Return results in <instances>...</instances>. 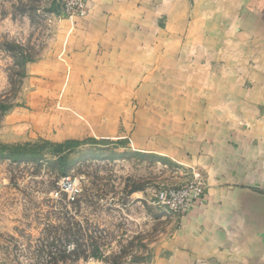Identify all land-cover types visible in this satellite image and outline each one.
<instances>
[{
    "label": "rangeland",
    "instance_id": "rangeland-1",
    "mask_svg": "<svg viewBox=\"0 0 264 264\" xmlns=\"http://www.w3.org/2000/svg\"><path fill=\"white\" fill-rule=\"evenodd\" d=\"M72 2L0 0V264H152L181 216L158 191L198 184L205 194L198 141L181 147L179 98L170 106L148 74L122 90L116 76L55 67ZM256 119L238 126L264 130Z\"/></svg>",
    "mask_w": 264,
    "mask_h": 264
},
{
    "label": "crops",
    "instance_id": "crops-1",
    "mask_svg": "<svg viewBox=\"0 0 264 264\" xmlns=\"http://www.w3.org/2000/svg\"><path fill=\"white\" fill-rule=\"evenodd\" d=\"M61 23L51 54L60 72L116 76L122 90L148 74L179 98L181 147L198 141L203 201L178 217L152 264H264V130L238 126L264 121V0H87L84 16Z\"/></svg>",
    "mask_w": 264,
    "mask_h": 264
},
{
    "label": "built area",
    "instance_id": "built-area-1",
    "mask_svg": "<svg viewBox=\"0 0 264 264\" xmlns=\"http://www.w3.org/2000/svg\"><path fill=\"white\" fill-rule=\"evenodd\" d=\"M74 7L70 8L71 15L72 16H84L86 13V3L87 0H73ZM64 182L67 184L68 188L74 192L76 191V188H74V185L71 183V180L69 178H64ZM69 192V194H72L73 199V192ZM202 186L198 184H192L189 186H184L182 188H172L169 190H159L158 194L156 195V199L158 204H161L163 207L167 208L168 210H171L175 212L178 215L185 214L190 206L191 202L194 200H202L204 192H203Z\"/></svg>",
    "mask_w": 264,
    "mask_h": 264
},
{
    "label": "trees",
    "instance_id": "trees-1",
    "mask_svg": "<svg viewBox=\"0 0 264 264\" xmlns=\"http://www.w3.org/2000/svg\"><path fill=\"white\" fill-rule=\"evenodd\" d=\"M75 144L74 141H67L64 143V145L73 146Z\"/></svg>",
    "mask_w": 264,
    "mask_h": 264
}]
</instances>
